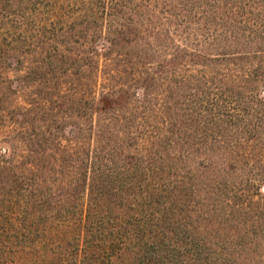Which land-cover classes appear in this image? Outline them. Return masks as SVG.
<instances>
[{"label": "trees", "instance_id": "16d2710c", "mask_svg": "<svg viewBox=\"0 0 264 264\" xmlns=\"http://www.w3.org/2000/svg\"><path fill=\"white\" fill-rule=\"evenodd\" d=\"M42 52L82 123L8 108L0 264H264V0H0V59Z\"/></svg>", "mask_w": 264, "mask_h": 264}, {"label": "rangeland", "instance_id": "374dc122", "mask_svg": "<svg viewBox=\"0 0 264 264\" xmlns=\"http://www.w3.org/2000/svg\"><path fill=\"white\" fill-rule=\"evenodd\" d=\"M123 48L125 53L123 52L121 54L125 55L129 52L130 55L127 56V58L129 59L137 54V51L133 46ZM114 50L115 52H118L120 48L115 47ZM13 56L14 57L12 58H16L15 56L17 55ZM55 57L56 56L54 54H49V52H47L46 54L42 52L41 56L34 59L36 60V62H38V65L32 68L33 74H29L30 78H33V81L27 79L26 76L29 73L27 69L30 67L29 64L32 59H28L27 61L26 59L21 58L20 63H17L15 59H11V57L7 58L6 56H3L0 59V73L2 74V79L0 80V93H2V95L0 96V118L2 119V121L0 122V140L5 138L8 133L7 124L3 122L6 121V113L8 111V108L26 107L25 103L31 100V96H35L36 99L40 101L43 100L42 102H45V106H43L45 107V109L37 112V119L44 120L43 124L45 125V127L48 125L49 127H52L53 122H56L58 125H63L64 123H66V125L64 126H70L72 122L82 123V120L71 117L70 111L67 110V107L60 106L61 104H64V100L59 99V97L62 96V94H59V91L65 92V89L67 90L71 86L75 85V83L77 82L75 81L76 79L81 81L80 77H82L83 73L84 76L87 75L86 69L82 67L81 70H78L80 74L77 77L75 76V80H73L72 78L64 77L60 74L63 69H65L67 73H73L74 67L80 64L75 63V58L72 59L74 61L68 60L65 62H60L59 59H57L56 61ZM9 63L10 65L8 66V68L5 66V64ZM71 63H73V65H70ZM100 65H102V61H100ZM114 68H116V65L114 66ZM5 78H7L8 80H6ZM67 81H69V83L64 85L65 89L62 88L61 83ZM10 89L13 91L10 92ZM45 99L50 100V102L46 104ZM70 117L71 119H68ZM37 124L39 123H36V125ZM63 134L66 135L68 133H65L64 131ZM64 135H60L59 133V138L63 139ZM59 142L61 143V145L65 144V142H63L62 140H60ZM18 148L20 149V145H18ZM208 156H210V154H208ZM211 156L212 157H210V159L213 163L220 162L217 158H221L224 161H228L230 158L229 154L225 153H216L215 155ZM203 172L208 174L210 171L203 170Z\"/></svg>", "mask_w": 264, "mask_h": 264}]
</instances>
